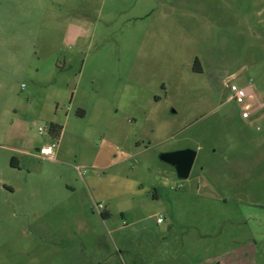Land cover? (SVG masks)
<instances>
[{"label": "rangeland", "instance_id": "1", "mask_svg": "<svg viewBox=\"0 0 264 264\" xmlns=\"http://www.w3.org/2000/svg\"><path fill=\"white\" fill-rule=\"evenodd\" d=\"M0 264H264V0H0Z\"/></svg>", "mask_w": 264, "mask_h": 264}, {"label": "water", "instance_id": "2", "mask_svg": "<svg viewBox=\"0 0 264 264\" xmlns=\"http://www.w3.org/2000/svg\"><path fill=\"white\" fill-rule=\"evenodd\" d=\"M195 155L194 151L185 149L162 153L159 160L172 166L179 178L186 179L190 174Z\"/></svg>", "mask_w": 264, "mask_h": 264}, {"label": "built area", "instance_id": "3", "mask_svg": "<svg viewBox=\"0 0 264 264\" xmlns=\"http://www.w3.org/2000/svg\"><path fill=\"white\" fill-rule=\"evenodd\" d=\"M229 90L231 92V95L229 96L230 101H235L236 103H243L244 98H247L250 96V92L247 89H238L234 84L229 85ZM250 115L249 112V106L245 105L242 111V117L246 118ZM40 154L43 156L48 157L49 159L52 158L53 152L51 146H46L40 149ZM162 219L158 218L157 223H161Z\"/></svg>", "mask_w": 264, "mask_h": 264}, {"label": "trees", "instance_id": "4", "mask_svg": "<svg viewBox=\"0 0 264 264\" xmlns=\"http://www.w3.org/2000/svg\"><path fill=\"white\" fill-rule=\"evenodd\" d=\"M62 127L60 125L57 124H50L49 129H48V133L53 137V138H57L60 134ZM11 166L15 167L13 165V159L11 160Z\"/></svg>", "mask_w": 264, "mask_h": 264}, {"label": "crops", "instance_id": "5", "mask_svg": "<svg viewBox=\"0 0 264 264\" xmlns=\"http://www.w3.org/2000/svg\"><path fill=\"white\" fill-rule=\"evenodd\" d=\"M36 152H40V150L39 149H36Z\"/></svg>", "mask_w": 264, "mask_h": 264}]
</instances>
